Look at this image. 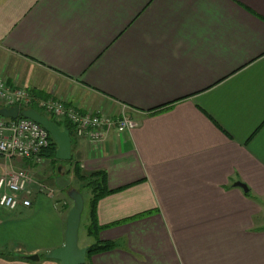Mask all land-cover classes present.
<instances>
[{
    "label": "crops",
    "instance_id": "obj_1",
    "mask_svg": "<svg viewBox=\"0 0 264 264\" xmlns=\"http://www.w3.org/2000/svg\"><path fill=\"white\" fill-rule=\"evenodd\" d=\"M0 78L35 107L138 123L72 139L66 172H105L113 192L98 240L117 249L86 264H264V0H0ZM45 159L0 157L58 191L0 207V264H60L43 257L73 202Z\"/></svg>",
    "mask_w": 264,
    "mask_h": 264
},
{
    "label": "built area",
    "instance_id": "obj_2",
    "mask_svg": "<svg viewBox=\"0 0 264 264\" xmlns=\"http://www.w3.org/2000/svg\"><path fill=\"white\" fill-rule=\"evenodd\" d=\"M0 102L6 108L30 109L36 99L24 88L12 89L0 78ZM37 107L51 114L57 121L69 123L78 138H87L94 143H103L109 128L124 133L138 126L128 117L115 119L106 114H81L66 107L61 101H38ZM51 145L49 133L32 120L0 118V157L10 161L29 160L35 165L46 161L44 152ZM58 191L41 181L29 170H10L0 174V207L16 211L19 207L31 208L36 195L54 197Z\"/></svg>",
    "mask_w": 264,
    "mask_h": 264
},
{
    "label": "water",
    "instance_id": "obj_3",
    "mask_svg": "<svg viewBox=\"0 0 264 264\" xmlns=\"http://www.w3.org/2000/svg\"><path fill=\"white\" fill-rule=\"evenodd\" d=\"M0 118L17 120L29 119L43 127L57 144L56 159L60 162H70L73 159V141L69 130H63L52 119L42 115L35 109L21 110L19 107L1 108ZM236 187L249 191L245 184L237 183ZM68 196L73 202L65 231L64 245L44 256L47 260L57 261L60 264H86L88 248L79 246V232L82 224V216L85 208L84 196L76 189H71ZM29 261L37 262L41 257L37 254L27 257Z\"/></svg>",
    "mask_w": 264,
    "mask_h": 264
},
{
    "label": "trees",
    "instance_id": "obj_4",
    "mask_svg": "<svg viewBox=\"0 0 264 264\" xmlns=\"http://www.w3.org/2000/svg\"><path fill=\"white\" fill-rule=\"evenodd\" d=\"M0 107L6 108L4 105H0ZM30 109L37 110L38 107L32 106L30 107ZM37 111L40 112L42 115H45L48 118L52 119L63 130H66V129L69 130L71 137L73 139L74 132H73L72 126L69 123L57 121L54 118V116L46 113L44 110L42 111L37 110ZM50 140H51V145L49 149L44 152L43 155L45 158L50 159L52 163L60 162L56 159V151H57L58 146L54 142V140L51 138V136H50ZM72 162L73 161H70L68 163H72ZM73 172H74L75 178L80 184L77 190L81 194H83V190H89L91 193V198L89 200L88 221L85 225V229H86L87 235L91 238L96 239L97 241L94 245L88 248L87 258H90L93 255L114 251L115 249H117V244L115 242H101L98 240V236L103 229L98 222V216H97L98 204L102 199H104L105 197L113 193L112 191H109L107 188V174L105 172L84 173L80 170V167L78 164L74 166Z\"/></svg>",
    "mask_w": 264,
    "mask_h": 264
},
{
    "label": "rangeland",
    "instance_id": "obj_5",
    "mask_svg": "<svg viewBox=\"0 0 264 264\" xmlns=\"http://www.w3.org/2000/svg\"><path fill=\"white\" fill-rule=\"evenodd\" d=\"M0 105H4V104L2 102H0ZM37 110L40 111L41 109L38 108ZM67 164H69V163L68 162H57V163H54L53 166L51 167V172L55 176H60L61 179L64 181L62 183L65 184V182H68L67 188L69 190H71L73 188H76V187L80 186V184L77 181V179L75 178V176H73L71 178V176L66 172V170H67L66 169ZM62 166H64V168H63V172H64L63 175H61V173L59 171L62 168ZM90 194L91 193H90L89 190H83V195H84V199H85V208H84V212H83V216H82V224H81V228H80V232H79V246L81 248H82V246L86 245L89 242V238L87 236V232H86V229H85V225H86V223L88 221Z\"/></svg>",
    "mask_w": 264,
    "mask_h": 264
}]
</instances>
